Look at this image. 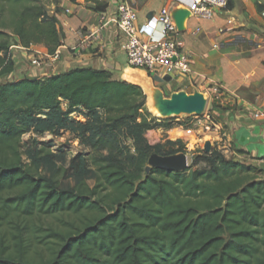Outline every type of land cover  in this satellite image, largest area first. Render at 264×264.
Listing matches in <instances>:
<instances>
[{"label":"trees","instance_id":"trees-1","mask_svg":"<svg viewBox=\"0 0 264 264\" xmlns=\"http://www.w3.org/2000/svg\"><path fill=\"white\" fill-rule=\"evenodd\" d=\"M61 1L51 14L42 0H0V79L15 72L7 30L25 49L44 45L55 55ZM86 3L108 8L106 0ZM78 112L85 123L71 118ZM168 122L153 115L141 87L107 71L0 84V264H264L260 170L217 148L196 151L181 173L151 168L153 155L187 153L180 141L150 143ZM62 131L90 153L68 163L62 149L23 143L30 133Z\"/></svg>","mask_w":264,"mask_h":264},{"label":"crops","instance_id":"crops-1","mask_svg":"<svg viewBox=\"0 0 264 264\" xmlns=\"http://www.w3.org/2000/svg\"><path fill=\"white\" fill-rule=\"evenodd\" d=\"M121 0H106L105 14L111 17ZM232 8L220 11L214 21L201 25L189 17L185 20L178 41L192 57V73L188 77L168 80L163 75L150 76L147 72L128 66L123 49L125 43L116 25L100 30L102 14L91 9L86 0L76 4L62 1L63 12L57 16L64 39L58 49L60 58L54 60L44 45H34L26 52L39 66L37 75L46 79L75 69H94L110 72L113 79L141 87L147 94L171 98L184 92L204 95L214 115L219 118L226 157L236 156L237 150L249 158L264 160V119H255L264 110V30L240 32L246 6L248 13L256 12L264 21V0H230ZM138 12L139 25L147 22L152 14L167 7L173 12L193 9V0H132ZM264 23V22H263ZM263 25V24H262ZM80 44L81 51L75 50ZM30 59V60H31ZM218 87L219 97L212 89ZM236 161L244 162L243 156ZM240 158V159H239Z\"/></svg>","mask_w":264,"mask_h":264},{"label":"built area","instance_id":"built-area-1","mask_svg":"<svg viewBox=\"0 0 264 264\" xmlns=\"http://www.w3.org/2000/svg\"><path fill=\"white\" fill-rule=\"evenodd\" d=\"M228 7L229 0H193L190 17L201 25L206 21H214L217 13ZM111 24L116 25L125 40L123 49L129 67L143 70L150 76L163 75L170 79L188 77L192 73V57L178 41L180 31L171 9L165 7L159 13L152 14L145 24L139 25L138 12L132 0H121L111 17L102 14L100 30ZM74 49L81 51L82 48L77 43ZM52 56L54 60L60 58L58 52ZM35 64L38 65L37 62ZM212 92L216 97L221 94L218 87H214ZM204 115L206 130L210 131L214 127L215 142L223 143L220 124L209 113ZM254 117L264 119V110L258 111ZM216 148L224 153L223 147Z\"/></svg>","mask_w":264,"mask_h":264},{"label":"rangeland","instance_id":"rangeland-1","mask_svg":"<svg viewBox=\"0 0 264 264\" xmlns=\"http://www.w3.org/2000/svg\"><path fill=\"white\" fill-rule=\"evenodd\" d=\"M42 1L45 4L49 5L52 14L55 8L52 3H54L55 0ZM62 1L60 4H62ZM232 5H234L233 1ZM241 8L244 11V15L242 16L243 22L239 23L240 32H253L255 31L254 29L264 30V21L260 20L256 12L248 13L245 9L246 6L243 4ZM10 15V13H7V18H10ZM6 32L10 35V51L15 62V72L10 76H6L0 79V84L16 82L22 79H36V77H42L40 76L41 74L37 75V72L38 70L46 66L36 65L33 63V60L29 58V55L36 53L26 52L25 48L19 43L18 39L12 34L11 30H7ZM146 95L148 97V106L153 115L161 120L171 121L168 122L170 123V128H159L150 134V143L152 145H158L168 142L180 141V145H183L185 146V148H187V153L185 154L188 157L189 167H191L193 163L192 157L194 154H196V151L202 150L204 152L205 143L208 141L216 140L214 127H212L210 131L206 130L207 123L204 115L206 113H209L214 118V121H220L219 118L214 115L212 106H209L207 103L206 109L202 114L171 115L166 109L171 101V98H162L160 96H156L155 94L152 95L151 93H146ZM62 108L64 111H66L67 104L63 103ZM71 118L82 123L86 122V119L81 116V112L72 114ZM33 141H38L54 153H59L61 149L64 150V152L68 154V163L72 158L79 154L88 155L90 153V150L83 147L80 144L79 140L75 137V135L71 134L68 131H62L58 135L47 133L42 136H37L33 133H30L23 137V143L25 144V146L31 145ZM238 156H243L241 160L247 162V165H253L257 167L260 170V177L264 178V160L253 159L249 158L248 156L239 154ZM236 158H238L237 154L236 156H231L229 159L234 160ZM24 159L26 161V157ZM199 168H205V164H200L197 169ZM74 183V181H71V186H73ZM89 184L93 187L95 183L93 181H89ZM36 224L43 225L45 227H48L49 225H57L60 227L62 225L56 218H39L36 219Z\"/></svg>","mask_w":264,"mask_h":264},{"label":"water","instance_id":"water-1","mask_svg":"<svg viewBox=\"0 0 264 264\" xmlns=\"http://www.w3.org/2000/svg\"><path fill=\"white\" fill-rule=\"evenodd\" d=\"M178 30L181 32L184 22L190 17L188 12H173ZM170 80V78H167ZM207 106V100L204 95L197 93L188 95L184 92L178 93L171 97L169 105L166 107L171 115L181 114H202ZM213 143L208 141L205 143L204 152L211 155L213 152ZM151 168L159 169L167 172L181 173L189 168L188 157L186 154L177 156H158L153 155L149 160Z\"/></svg>","mask_w":264,"mask_h":264}]
</instances>
